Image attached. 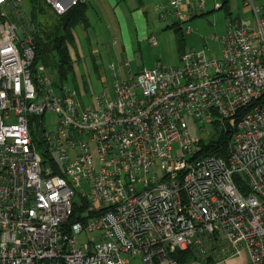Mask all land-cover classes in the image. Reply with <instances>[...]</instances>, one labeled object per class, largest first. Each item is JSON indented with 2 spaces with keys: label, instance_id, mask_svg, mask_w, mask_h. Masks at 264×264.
<instances>
[{
  "label": "built area",
  "instance_id": "1",
  "mask_svg": "<svg viewBox=\"0 0 264 264\" xmlns=\"http://www.w3.org/2000/svg\"><path fill=\"white\" fill-rule=\"evenodd\" d=\"M23 1L0 0V264H264V8L244 0L252 19L227 22L218 57L191 48L178 66L112 72L84 106L32 70ZM44 1L58 14L85 2ZM165 1L184 18L183 0ZM216 120L231 121L224 156L203 152Z\"/></svg>",
  "mask_w": 264,
  "mask_h": 264
},
{
  "label": "rangeland",
  "instance_id": "2",
  "mask_svg": "<svg viewBox=\"0 0 264 264\" xmlns=\"http://www.w3.org/2000/svg\"><path fill=\"white\" fill-rule=\"evenodd\" d=\"M25 2L23 1L24 11L28 8ZM204 2L205 6L201 10L197 8V5H193V0H183L180 7V11L184 15L182 19L176 18L173 13L166 14V8L159 11L154 10L155 18L148 19V34L150 37L156 38V43H151L149 39L138 40L134 35H130L128 47L124 46L122 41L117 44L111 43L109 36L112 29L107 28L106 24L107 22L114 24L113 13L110 14V11L103 5L100 6L101 10L97 6L90 5L86 14L89 21L85 27L78 25L74 28L76 35L69 47L73 65V80L70 76L67 81L68 86L78 90L79 100L84 106H87L90 105L94 95H99L106 88L112 87V72L116 73L118 79L124 80L129 75H135L144 67L178 66L180 56L185 50L191 48L204 50L207 55L218 57L220 45L215 37H220L225 33L227 22L230 19H252V13L244 6V0H229L227 9L216 8L221 4V0H204ZM262 2L263 0H254L255 5L261 10L263 8L259 5ZM201 12L204 14L199 15ZM163 13L166 14L165 18L161 17ZM147 15L150 16L149 12ZM173 23L176 28L180 27L181 29L177 30L171 27ZM188 27H191L190 33H187L186 28ZM95 50L98 51L97 55L93 53ZM111 65L114 66L113 70L110 68ZM39 68H44L55 83L54 73L51 70L41 63L36 66L37 70ZM44 121L48 130L53 129L56 114L47 112ZM189 123L191 132L196 133L191 121ZM215 135V129L213 130L211 126H207L205 132H200L203 141H207V136L214 137ZM89 237L87 232H82L77 239L80 242H85L89 240ZM244 255L243 258H245ZM125 264H141V260L138 256H128Z\"/></svg>",
  "mask_w": 264,
  "mask_h": 264
},
{
  "label": "trees",
  "instance_id": "3",
  "mask_svg": "<svg viewBox=\"0 0 264 264\" xmlns=\"http://www.w3.org/2000/svg\"><path fill=\"white\" fill-rule=\"evenodd\" d=\"M24 1H26L28 8L25 9L24 15L20 17L19 22L33 36L34 57L31 63L32 70L34 71L36 66L41 63L54 73L56 86L61 87L68 84L67 81L73 75L69 47L74 40V28L80 24H87V5L85 2H80L63 14H58L44 0ZM228 1L221 0V4L217 9H227ZM202 14L204 13L201 12L199 15ZM171 27L177 30L181 29L180 27L176 28L175 23L171 24ZM220 122V120L214 121L216 135L212 136L205 145H202L203 152L213 153L218 156L225 155L226 144L232 132L231 121L226 120L224 122L225 128ZM175 256L181 262H184L192 257V252L177 251ZM202 260L206 262L205 264L211 262L210 258Z\"/></svg>",
  "mask_w": 264,
  "mask_h": 264
},
{
  "label": "crops",
  "instance_id": "4",
  "mask_svg": "<svg viewBox=\"0 0 264 264\" xmlns=\"http://www.w3.org/2000/svg\"><path fill=\"white\" fill-rule=\"evenodd\" d=\"M88 3L90 4L87 5ZM85 4L87 5L86 14L87 11L90 9V5L97 6L99 10H101L100 6L103 5L110 11V14L113 13L114 24L110 22H107L106 24L107 28L109 27L112 29L109 36L111 37V43L117 44L119 41H122L124 43V46L128 47L130 35H134L138 40L149 39L151 43H152V39L154 38L156 42V38L154 36L150 37L148 34L149 33L148 19L155 18L154 10L157 11L161 9L163 10L164 7L166 6V1L165 0H91V1L85 0ZM194 4H195V0H193V5ZM204 6H205V2H203V6L200 9L202 10ZM259 7L264 8V0L262 4L259 5ZM148 12L150 16L147 15ZM197 15L198 14H195V16ZM86 16L87 19H89L88 15ZM161 17L165 18L162 16V14ZM80 26L83 28L85 27V25H81V24ZM74 35L76 34L74 33ZM93 53L97 55L98 51L95 50V52ZM101 80L104 81V79ZM244 256L245 258H243V255L230 258L227 259L225 262L226 264H229L230 262H232L233 264H247L248 263L247 256L246 255Z\"/></svg>",
  "mask_w": 264,
  "mask_h": 264
}]
</instances>
